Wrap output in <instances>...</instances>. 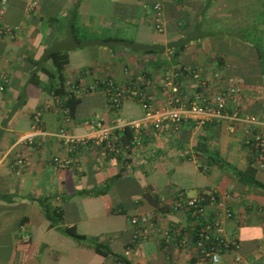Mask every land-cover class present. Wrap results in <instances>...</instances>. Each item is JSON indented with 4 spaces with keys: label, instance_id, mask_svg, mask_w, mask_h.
Segmentation results:
<instances>
[{
    "label": "crops",
    "instance_id": "0c3cea01",
    "mask_svg": "<svg viewBox=\"0 0 264 264\" xmlns=\"http://www.w3.org/2000/svg\"><path fill=\"white\" fill-rule=\"evenodd\" d=\"M0 23L10 28L0 35V264H212L199 259L191 244L181 246L170 232L163 233L188 219L172 206L178 193L185 197L211 189L218 196L228 194L225 203L233 216L224 221L223 231L239 244L215 264H264V190L240 183L206 157L216 152L244 169V124H234L231 132L226 120L176 128L146 124L137 146L123 141L119 127L109 136L113 150L95 144L96 130L86 124L94 115L104 125L142 115L128 100L110 110L99 81L122 85L147 74V89L159 107L167 98L161 74L178 65L194 67L200 76V81L181 78L182 92H214L220 87L216 74L232 77L237 97L227 111L237 105L239 114L264 122V76L256 47L264 51V0H5ZM245 29L258 41L235 37ZM96 36L155 44L163 51L150 55L109 48L92 43ZM47 48L66 53L62 86L84 89L67 120L58 98L56 103L43 87L48 78L39 67L53 72L51 61L34 64ZM238 55L240 62L247 60L244 66L233 65ZM34 69L37 83L30 78ZM60 129L84 141L68 144ZM54 155L70 158L71 165L55 167ZM17 158L24 162L16 164ZM255 178L264 183V169L257 168ZM210 206L206 202L204 208ZM45 207L58 214L55 222L46 218ZM141 215L153 227L145 238H133L131 218ZM65 226L109 253L69 238L61 231Z\"/></svg>",
    "mask_w": 264,
    "mask_h": 264
},
{
    "label": "built area",
    "instance_id": "2783aa9c",
    "mask_svg": "<svg viewBox=\"0 0 264 264\" xmlns=\"http://www.w3.org/2000/svg\"><path fill=\"white\" fill-rule=\"evenodd\" d=\"M5 0H0L3 5ZM158 10V4L153 6ZM10 32V28L0 23V35ZM190 77L194 81H200L199 71L191 66L178 65L166 69L160 77V85L167 92V98L159 107H155L152 102L151 94L147 87L150 80L143 74H138L119 85L111 79H103L96 85H100L105 97V102L110 110H117L124 100L136 102L142 112L141 118L131 120L122 124L104 125L101 119L94 115L86 121L87 128L95 129L94 142L97 145H104L108 150L114 147L109 141V136L119 127H129L133 135L129 145L137 146L139 144V132L147 124L158 128L162 124H169L176 128L178 125L189 122L195 126H201L205 122L212 120H226L229 122L227 129L233 131L234 124H244L243 143L249 147L255 156V164L258 169H264V122H261L253 115L239 114V107L235 105L231 112L227 108L237 97V86L234 78L220 77L215 75L216 81L220 87L214 92L195 91L188 95L181 90V78ZM204 85L205 81L199 82ZM96 86L88 87V91L95 89ZM75 95H81L84 89L78 84L69 89ZM55 97V96H54ZM57 98L55 102L57 103ZM62 113L67 120V109L62 108ZM34 122L38 120V114L33 117ZM259 128L254 131L251 128ZM59 134L66 143L83 142V137L65 134L62 129ZM24 158H17L15 163L22 164ZM51 163L57 168H66L71 165L72 160L66 156L54 155L51 157ZM225 198H229L227 193L218 196L214 190H205L193 196H182L181 193L176 195L172 206L177 210H182L187 221L182 225L172 226L169 231L165 230L164 235L170 232L181 246L191 244L197 257L201 260L215 264L219 261L221 255L225 252L238 250L239 244L233 236L225 234L223 223L225 220L232 218L233 214L225 203ZM210 204V209L206 210L204 200ZM131 222L135 225L133 238H145L153 223L147 215L132 217ZM234 261L237 262L239 257L235 255Z\"/></svg>",
    "mask_w": 264,
    "mask_h": 264
},
{
    "label": "trees",
    "instance_id": "16d2710c",
    "mask_svg": "<svg viewBox=\"0 0 264 264\" xmlns=\"http://www.w3.org/2000/svg\"><path fill=\"white\" fill-rule=\"evenodd\" d=\"M249 30L250 29H245L243 31L249 32ZM235 36H237V38H239L242 41H246V39H244L242 37L243 35H239L237 33ZM185 39H187V38H185ZM95 40H96L95 43L97 45H103V46H107L109 48H114L116 46L128 47V49L141 50L143 53L150 54V55H158V54H161L163 51L162 46H158L155 44H136V43L132 42L131 40H126L124 38H119V37H114V36H96V37L91 38L90 41L93 43ZM176 47L181 48L182 43L179 42V44ZM256 47H257V52H258V56L260 59L262 74L264 76V51L259 45H256ZM174 55H175V52H172L170 57L173 58ZM45 59H49L51 61L52 65L54 67L53 72L43 68V66L39 67L41 62L44 61ZM65 61H66V53L65 52H60V51L55 50V49L47 48L46 50H44V52L42 53L40 58L38 60L34 61V64H35L36 68L39 67V69L43 70L45 72V74L47 75L48 82L46 84H43V87L50 94H52L53 96L58 98V100H59L58 103L60 104L61 109L66 108L67 109V116L72 117L75 105L79 101V96L75 95L70 90H67L62 86L63 78H62V74H61V69H62V66L65 63ZM35 69H34V71H32L30 73V78H32L34 76ZM145 76L147 78H149V76L147 74H145ZM34 78H35V76H34ZM55 80L57 81V83L54 82ZM33 81L35 83L36 78L33 79ZM99 86L100 85L98 84L97 87L99 88ZM227 110H229V108H227ZM206 123L207 122H205L204 124H206ZM193 126H194V124H193ZM132 135H133V132L129 127H127V126L123 127L122 138H123V141L125 143H128V144L130 143ZM245 147L247 148L248 151L246 154L244 169H237V168L231 166L230 164H228L227 162L222 160V158L220 156H218L216 152L212 153V154H208L206 156L208 159V163L214 164L220 168H228L230 170V172L234 175V177L240 183H242L244 185H248V186L258 187V188H261L264 190V183H262L261 181H259L258 179L255 178L257 166L255 164L254 152L249 147H247L246 145H245ZM204 202L206 203L207 200L205 199ZM52 212L53 211H51V210L49 211L45 207L44 214H45L46 218H49L51 223L56 221L53 217L56 218V216H58V214L52 215L51 214ZM61 231L66 236H68L69 238H72L74 240L81 241V242L87 241L83 235L76 233L73 226H69V227L65 226V227L61 228ZM86 243H88L97 253H99L101 255H106L109 253V250L106 249L103 245H101L99 243L90 242V241L89 242L87 241Z\"/></svg>",
    "mask_w": 264,
    "mask_h": 264
},
{
    "label": "rangeland",
    "instance_id": "374dc122",
    "mask_svg": "<svg viewBox=\"0 0 264 264\" xmlns=\"http://www.w3.org/2000/svg\"><path fill=\"white\" fill-rule=\"evenodd\" d=\"M253 31H251V30H249V32L247 31V32H244V31H241V32H236L235 33V35L238 33L239 35H243L242 37L244 38V39H246V41H258V38H256L255 36H253L254 34L252 33ZM235 37H237V36H235ZM239 39V38H238ZM240 40V39H239ZM259 40H260V38H259ZM242 41V40H241ZM240 55H242V53L240 54ZM240 55H238L239 56V60H237V57H234L233 58V65L235 64V63H237V64H239V65H242V66H244L243 64L247 61V60H245V62H240ZM247 55V53L245 52L244 53V55H242V56H246ZM234 56H237V55H234ZM242 58V57H241ZM249 62V61H248ZM150 216V215H149ZM149 220H150V218H149Z\"/></svg>",
    "mask_w": 264,
    "mask_h": 264
}]
</instances>
